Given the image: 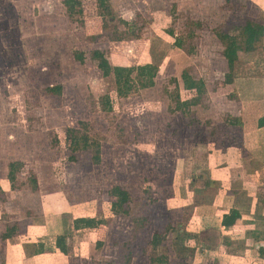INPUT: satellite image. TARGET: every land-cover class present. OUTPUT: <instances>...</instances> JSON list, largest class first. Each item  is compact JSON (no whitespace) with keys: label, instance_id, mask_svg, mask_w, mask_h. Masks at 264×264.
<instances>
[{"label":"rangeland","instance_id":"obj_1","mask_svg":"<svg viewBox=\"0 0 264 264\" xmlns=\"http://www.w3.org/2000/svg\"><path fill=\"white\" fill-rule=\"evenodd\" d=\"M81 1L83 22L69 17L63 0H0V262L11 264L14 246L16 264L37 254L34 264H220L202 254L201 245L184 248L189 239L200 244L196 227L188 225L194 203L186 204L181 184L178 200L172 199L171 180L178 157L190 165L179 172L199 175L214 131L228 134L221 120L230 115L219 87L229 68L215 32L263 19L258 4L112 0L128 24L117 20L105 30L97 0ZM95 49L112 65L153 76L155 85L118 96L114 76H104L92 59ZM255 55L252 65L262 59ZM245 61L234 72L255 75ZM185 70L214 82L215 92L184 114L175 95L180 89L185 99L196 94L184 88ZM11 161L23 164L13 183ZM32 176L39 183L35 191ZM118 184L131 191L130 215L111 211L109 191ZM165 223L175 232L153 248V232ZM227 264L264 261L243 255Z\"/></svg>","mask_w":264,"mask_h":264},{"label":"crops","instance_id":"obj_2","mask_svg":"<svg viewBox=\"0 0 264 264\" xmlns=\"http://www.w3.org/2000/svg\"><path fill=\"white\" fill-rule=\"evenodd\" d=\"M252 1L254 5L258 4V13L263 19L249 20L255 25L256 21H260L256 26L264 29V0ZM257 53L262 59L252 65V59ZM243 58L248 60L244 64L249 63L248 68L254 69L255 75L247 76L245 73L234 72L233 81L221 82L222 86L219 87L224 89V97L220 98L223 99L224 107H227L226 111L230 115L227 122L225 119L221 120L228 134L220 133L219 129L214 131V137L208 141L207 153L200 160L203 170L199 175L179 172L184 170L183 166L190 169V165L186 156L178 157L174 163L171 180L175 190L172 199L178 200L176 189L180 188L177 185L181 184L185 193L182 196H188L190 199L186 204L194 203L192 222L188 225L196 227L192 233L200 244L189 239V244L184 245V248L187 246L193 249L201 245V249L204 248L205 251L200 252L208 256L210 253L220 264L234 263L243 255L264 261V35L256 49L238 52L234 70L238 68L237 62H241ZM225 60L227 61L226 58ZM205 83L207 93L212 95L215 92L212 88L214 82ZM181 98L188 100L183 98L182 94ZM230 120H238L239 123L232 124ZM42 204L45 211L44 202ZM63 213L60 216L66 215ZM46 220L49 218L46 217ZM60 223L57 226L61 227L65 221L61 225ZM41 226L44 225H31L29 229ZM49 235L50 233L47 237ZM239 247H245L244 253H240ZM13 249L7 262L16 264L17 250L14 246ZM37 255L27 258L25 263L34 264V257Z\"/></svg>","mask_w":264,"mask_h":264},{"label":"trees","instance_id":"obj_3","mask_svg":"<svg viewBox=\"0 0 264 264\" xmlns=\"http://www.w3.org/2000/svg\"><path fill=\"white\" fill-rule=\"evenodd\" d=\"M112 0H97L100 16L103 20V27L108 30L112 24H116L119 20L124 24H128V21L115 14L111 5ZM63 4L66 7L69 17L83 22V4L81 0H63ZM116 28V26H114ZM216 36L222 41L224 45L223 55L228 61L229 71L225 74V82L229 83L233 81L234 76V63L238 58V52L240 50L251 51L256 49L258 44L263 38L264 29L256 26L252 21L248 20L244 24L232 23L227 28L222 30H216ZM176 43L181 45V41ZM75 58L80 61H85V56L82 51H76L74 53ZM92 59L96 62L98 68L102 71L104 76L113 75L116 83V91L118 96L127 97L132 92L152 87L155 85V79L153 76L138 74L135 66L128 65H112L107 58L105 52L102 49H95L92 51ZM184 88L187 90L195 91V96L188 100L181 98L180 90H178L176 97V109L180 110L184 114L189 110L190 105L201 102L204 95L207 93L206 83L202 78L194 77L189 71L185 70L182 74ZM54 90L61 92L62 86L57 85L53 87ZM232 124H238L239 121L230 120ZM22 162L11 161L9 163L8 179L15 182L17 179V173L22 167ZM39 183L35 176L31 178V188L33 191L38 190ZM109 194L114 196V200L111 203V211L118 215H130L131 211V191L123 185H114L111 187ZM148 220V218H145ZM102 223L104 220L99 218ZM15 228H10L6 238H10L15 233ZM163 232H162V231ZM174 228L170 223H165L162 229H156L153 232L152 246L156 248L160 245L163 239L167 237L170 231ZM102 242L98 241L97 246ZM58 246L64 251L65 246L63 239L59 242ZM40 250V249H39ZM35 251H38L37 249ZM131 251L128 254L127 262L130 261Z\"/></svg>","mask_w":264,"mask_h":264}]
</instances>
